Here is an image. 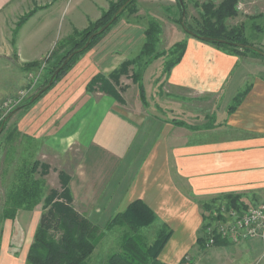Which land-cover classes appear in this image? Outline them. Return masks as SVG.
<instances>
[{
	"label": "crops",
	"instance_id": "1",
	"mask_svg": "<svg viewBox=\"0 0 264 264\" xmlns=\"http://www.w3.org/2000/svg\"><path fill=\"white\" fill-rule=\"evenodd\" d=\"M83 1V9L91 12L82 10L79 24L69 22L63 34L50 35L64 0H0V58L9 60L2 67L13 65L14 71L19 67L24 75L19 73L16 87L1 90L0 97L25 84L35 67L24 69L23 65L48 54L74 27L96 20L100 14L97 2L104 10L110 0ZM24 5L26 12L41 8L13 34L14 24L25 13ZM114 38L105 35L99 39L36 102L15 112L16 132L57 155L78 152L68 172V187L72 202L79 203L91 220L93 215L110 218L135 199L146 203L156 222L166 223L172 232L158 259L179 264L198 246L202 222L220 200L214 199L237 194L246 202L244 206L254 203L247 208L264 202V62L183 36L185 49L166 73V86L179 99L191 96L194 101L201 99L204 106L210 101L214 109L224 99L220 117L212 108L211 115L204 113L201 122L188 126L143 112L137 101L127 105V101L87 89L96 74L108 76L118 67L121 52L129 50L118 45L121 39ZM124 42L128 44V40ZM245 83L247 92L235 109L227 112ZM29 153L22 154V161ZM24 212L33 215L21 243L15 244L19 234L15 236L12 219L3 220L0 264H26L31 243L27 236L39 220L34 215L36 209Z\"/></svg>",
	"mask_w": 264,
	"mask_h": 264
},
{
	"label": "rangeland",
	"instance_id": "2",
	"mask_svg": "<svg viewBox=\"0 0 264 264\" xmlns=\"http://www.w3.org/2000/svg\"><path fill=\"white\" fill-rule=\"evenodd\" d=\"M64 1L62 9L56 11L57 17H55V20L50 27V35L54 33L58 35L59 33L63 34L68 26L66 24L74 21H77L76 23L79 24L82 20L81 13L83 11L86 14L91 12L83 9V0ZM102 1L104 2V0ZM204 1L211 0H185V20L188 24L195 25V22L199 19V8L195 6V2L201 3ZM220 1L221 0H214L212 2L218 4ZM26 6L27 5H24L22 13L26 12ZM57 6L58 4L54 7L57 8ZM95 7H100L98 18H100L104 10L108 9L107 6L106 9L102 10L100 2H97ZM133 7L135 8L133 12H130L129 10L124 11L116 22L99 38L102 39L105 35L115 36V40H122L121 43H118L119 46L126 45L129 49L127 52H121L120 55L122 62L120 61L121 63L114 70L119 69L122 63L126 60L130 62H127V65L122 67V71L119 72L116 77L110 76V74L108 76L100 74L103 79H98L96 82H93L91 90L104 92L120 102L127 101V103H125L127 105H133V102L137 101L139 105L142 106L140 109L143 112L147 111L188 126L192 125V123L198 124L201 122L200 119L203 117L204 113H208L209 115L212 114L213 109L215 108H213L212 103L206 101L205 104H209L204 106L203 102H199L202 101L201 99L199 101H194L191 96L188 98L192 100L187 98L179 99L172 93V90L166 86V66L169 61L175 58L176 42L182 40V37L186 35L180 24L174 21L178 16L175 0H136ZM246 8L247 10L245 12H238L235 17L228 19V25H237L241 23L248 41H254L256 46L264 48V0H257ZM90 22L84 27H77L76 29L82 30L88 27ZM151 22L157 25L160 29V32L156 35L157 40L154 47L153 57L150 58L151 60L146 59V57L139 58L138 61L135 62L136 57H138L143 43L145 42V30ZM32 25L33 23L29 24V28ZM13 27L15 28V26ZM29 28H27V30ZM71 34L72 32L69 35ZM69 35L63 37L59 42L67 38ZM124 39L128 40V44L124 42ZM56 47L38 60L40 64L38 67H35L32 72L27 74L26 82L23 86L17 88L14 92L7 94L3 98L2 96L0 97V105L3 101H11L6 102L11 111L12 109L19 107L28 96L37 92L42 86L45 75L48 72L46 60L49 59L52 51L58 48ZM64 50V48H58L57 53L62 55ZM243 56H246L247 58H258V61L264 62V58L252 56L249 53ZM8 61V59L0 58V91L8 88L14 89L17 84V76H19V73H23V71L16 66L14 71V69H12V67H14L13 65H11V68L2 67V64ZM49 61L51 60L49 59ZM22 76L24 75L21 74L20 77ZM246 85L247 84L245 83L242 86V89L247 87ZM229 86L230 82H228V86L225 87L223 95H225ZM109 91H112L114 95L110 94ZM21 93H23L22 98L19 102H15V100H17L15 98L21 95ZM223 102L224 99L222 97L219 101L221 106H219V103L217 102V108L214 109L213 112L215 115L219 114V117L221 115L218 110L222 108ZM232 103L233 102L230 101V105ZM198 104H201L202 107L197 106ZM5 109L6 107L2 106V112ZM14 114L8 120L6 130L0 135V238L2 227H4L3 220L6 219L3 217L4 207L7 205L5 203L6 196L11 183L15 179L14 173L24 164L27 166L34 164L36 167L35 178L44 180L43 191L37 205L28 210L31 211L36 209L34 215L39 220L40 215L43 212L42 200L51 190H56V200L65 201V198L61 196L64 188L63 183L66 182L68 184V172L70 171V168L73 167L74 161L78 157V152L74 153L71 151L69 156L57 155L53 152L46 151L40 142H30L27 139H23V137L16 132V117ZM28 151L30 152L29 157L22 161L23 158L20 157L23 156V153ZM214 203L213 207L215 206L216 208L214 207L208 214L205 212L207 214L205 221L208 218L213 217V214L216 213L220 205L227 204L223 198ZM245 203L246 202H243L241 206L237 203L236 206L240 209H246V206L254 204L248 202L244 206ZM71 206L90 222L99 227V232L94 243L95 248L88 259L89 264H106L108 258L112 254H123V243L128 236L134 237L141 247H147L155 239L159 227L162 224H158L155 218L152 222L141 226L137 230L130 229L124 223L115 224L110 227L107 225V222L113 215L107 219L95 217L93 215L92 218L94 220H91L86 216L87 212L82 209L79 203H73L71 201ZM18 210H22V212H18ZM18 210L14 213V216L10 218L14 222L15 236L17 237V232L19 234V239L15 244L23 241L25 236L24 231H27L29 222L32 220L31 216L33 215L31 212L28 214L27 212H24L25 209ZM17 213L19 215H17ZM205 213L204 215H206ZM25 215L27 216L25 217ZM18 224L17 231L15 226ZM35 225L32 228L33 231L29 230L32 231L31 234L27 236L28 241L30 242L33 240V234L38 223L36 226ZM20 228H22L23 231L22 235H20ZM22 245L23 244H21V246ZM263 253L264 240L260 238L249 239L239 243L228 242L221 245L205 246L203 248L198 245L196 249L185 255L180 264H264Z\"/></svg>",
	"mask_w": 264,
	"mask_h": 264
},
{
	"label": "trees",
	"instance_id": "3",
	"mask_svg": "<svg viewBox=\"0 0 264 264\" xmlns=\"http://www.w3.org/2000/svg\"><path fill=\"white\" fill-rule=\"evenodd\" d=\"M125 0H110L108 3V9L104 10L100 18L94 22H90L88 27L77 30L73 29L72 34L58 43V48H64L62 55L57 53V49L53 50L47 59L48 72L45 75L41 89L48 82L53 71L59 67L62 61L68 56L70 52L80 48L88 36L96 31L99 27L108 22L117 8ZM136 0L130 1L124 9L117 15V17L110 23V25L101 33L95 35L91 40L87 48L83 51L74 54L67 63L60 69L59 73L55 76L52 84L45 89L34 101H30V98L35 94L28 96L20 105L19 110H25L30 107L37 99L48 90L54 82L74 63L80 54L91 48L102 34L113 25L116 20L123 14L124 11L129 10L133 12V7ZM177 7V18L174 21L180 24L181 6L179 0H175ZM184 8L186 9L185 0H182ZM233 0H221L218 4H214L212 1H204L201 3L195 2V6L199 8V19L195 22V25H190L185 20L186 27L195 33L191 35L182 30L187 36H194L195 38L210 43L216 48L227 51L236 55H245L247 53L252 56L264 58L261 54L254 51L249 47H240L235 43H245L255 46L262 51L264 48L256 46L252 41H248L243 25H228V19L235 17L236 11L233 8ZM41 7H35L28 10L21 15L13 30V34L17 32L19 27L38 9ZM181 26V25H180ZM182 27V26H181ZM160 29L153 22L149 24L145 30V42L142 49L136 57V61L139 58L151 60L154 54V47L157 40V33ZM201 37H211L216 39H222L223 41H208L203 40ZM185 40L176 42V55L173 60L169 61L166 66V72L178 62L185 49ZM126 60L122 63L119 69H116L110 73V76L116 77V75L122 71V67L127 65ZM39 61H33L23 65L24 69L31 67H38ZM102 80L103 77L100 74H96L88 83L87 89H91L92 83L97 80ZM248 86L238 92L233 99V103L228 107L227 112H232L239 104L243 96L248 90ZM38 89V90H39ZM37 90V91H38ZM110 94L114 93L109 91ZM10 119V118H9ZM8 119V120H9ZM8 120L4 123L0 135L6 130ZM2 119L0 120V124ZM36 167L33 165H22L19 170L14 173V181L11 183L7 192L6 207H4L3 217L12 218L14 213L18 209L30 210L34 208L40 195L43 191V179L35 178ZM63 191L61 196L65 198V201L56 200V190H51L48 195L43 198V212L40 215L38 225L33 234V240L29 245L26 254V264H89L88 259L95 248V240L99 232L98 225L90 222L86 217L79 213L71 206L72 196L66 182L63 183ZM227 205L239 206L243 204L240 201V196L235 194H226L222 196ZM221 198L214 199L215 201ZM238 206V207H239ZM155 219L154 211L141 199H135L131 201L126 208L115 213L107 222L108 226L115 224H126L130 229L137 230L141 226L147 225ZM203 225L201 227V230ZM171 230L166 223H162L159 227L155 239L145 248L137 242V240L128 236L123 243V254H112L106 264H166L158 259V255L164 247L166 241L171 235ZM201 235V234H200ZM196 238V242L199 247H205L204 239L201 236ZM228 242L221 239H216L214 245L226 244ZM183 259L180 261L182 263ZM179 263V264H180Z\"/></svg>",
	"mask_w": 264,
	"mask_h": 264
},
{
	"label": "built area",
	"instance_id": "4",
	"mask_svg": "<svg viewBox=\"0 0 264 264\" xmlns=\"http://www.w3.org/2000/svg\"><path fill=\"white\" fill-rule=\"evenodd\" d=\"M214 1V0H211ZM257 0H233V8L238 12H245L248 5ZM23 93L16 97L19 102ZM9 100L3 101L0 105V120L10 111ZM2 106L6 109L2 112ZM9 110V111H8ZM206 246L215 244L216 239L229 243H239L249 239L264 240V202L255 204L246 209H240L232 205L222 204L218 207L212 218L203 223L202 233ZM264 254V253H263Z\"/></svg>",
	"mask_w": 264,
	"mask_h": 264
},
{
	"label": "water",
	"instance_id": "5",
	"mask_svg": "<svg viewBox=\"0 0 264 264\" xmlns=\"http://www.w3.org/2000/svg\"><path fill=\"white\" fill-rule=\"evenodd\" d=\"M132 0H125L118 8L117 10L114 12V14L112 15L111 19L106 22L104 25H102L101 27H99L96 31H94L93 33H91L87 40L85 41V43L78 49L73 50L72 52H70L68 54V56L62 61V63L59 65V67H57L53 73L51 74L48 82L46 83L45 86H43L41 89H39L31 98L30 101H34L45 89H47L53 82L55 76L59 73L60 69L67 63V61L76 53L83 51L85 48L88 47L90 40L97 34L101 33L102 31H104L109 25L110 23L117 17V15L124 9V7ZM180 6H181V17H180V25L182 26V28L188 32L191 35H195V33H193L192 31H190L186 25H185V8L183 5L182 0H179ZM203 40H212V41H223L222 39H216V38H211V37H201ZM235 45L240 46V47H249L252 48L254 51L258 52L259 54H261L262 56H264V51H262L261 49L249 45V44H245V43H235ZM19 110V107L12 109L10 112H8L2 119V123L0 124V132L2 130V127L4 125V123L16 112Z\"/></svg>",
	"mask_w": 264,
	"mask_h": 264
}]
</instances>
